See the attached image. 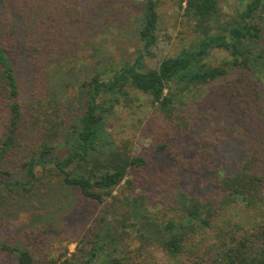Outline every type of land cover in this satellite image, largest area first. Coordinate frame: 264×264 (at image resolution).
I'll list each match as a JSON object with an SVG mask.
<instances>
[{
  "label": "trees",
  "instance_id": "obj_1",
  "mask_svg": "<svg viewBox=\"0 0 264 264\" xmlns=\"http://www.w3.org/2000/svg\"><path fill=\"white\" fill-rule=\"evenodd\" d=\"M162 1L0 0V198L65 186L89 203L125 202L63 264H264V84L252 72L264 66V0H241L232 14L220 0H175L194 40L147 68ZM95 27L133 37L132 58L95 59ZM213 50L227 58L209 64ZM118 107L136 128L137 112L151 109L142 126L150 143L137 154L111 131ZM220 116L229 148L220 154L198 138L197 152L183 149ZM158 157L174 163L135 193ZM0 251L15 264H46L19 242Z\"/></svg>",
  "mask_w": 264,
  "mask_h": 264
},
{
  "label": "rangeland",
  "instance_id": "obj_2",
  "mask_svg": "<svg viewBox=\"0 0 264 264\" xmlns=\"http://www.w3.org/2000/svg\"><path fill=\"white\" fill-rule=\"evenodd\" d=\"M220 1L224 13L232 14L234 7H238L241 0ZM174 4L175 0H163L159 5L157 42L152 50V56L145 59L147 68H156L164 57L172 56L182 48H188L194 40L191 26L182 16L181 10ZM101 35L104 40H101ZM90 39L92 47H102V50L95 51V59L101 55L100 57L110 58L114 63L122 58H132L137 47V41L133 37H128L126 34L118 36L116 31L100 34L99 27L90 31L88 41ZM92 47H85L86 56L93 55ZM100 52H103L104 57ZM226 58V53L213 50L207 60L209 64L215 65L223 62ZM252 72L253 76L258 77L264 84V66L257 65ZM131 96L133 98L140 97L134 92H131ZM142 99L139 100L144 101L143 97ZM150 110V108H146L143 112H137L141 122L136 128V116L131 115V110L128 112V109L116 108L111 131L118 139L120 137L131 139L134 154H137L142 148H147L150 143V136L147 133L149 129L142 127L151 117ZM220 124L226 125L229 122L224 116H220L200 126L184 141L183 149H186L189 154L197 152L200 148L195 142L200 138L205 141L204 147L210 146L222 154L221 152L225 148L232 145L233 140H227L224 137L225 135L219 130ZM236 150H241L238 144H236ZM229 158L227 155L224 157V159ZM173 163V160L169 158L153 159L152 170L149 169L143 177L142 174L137 176L138 189L135 190V193L142 194L141 186L144 185L146 176L150 177L153 173L163 175ZM168 178H163V180ZM157 185L159 187V184ZM178 187L182 189L185 186L180 182ZM121 188H123L122 191L114 190L112 195L119 196L120 192H123V195L129 196L124 183ZM159 195L160 192H157L152 200L148 197L149 201L146 204L150 211H155L160 206ZM105 202L101 205L89 203L75 190L65 186L47 192H33L29 195L2 193L0 198V244L13 245L19 242L32 251L37 261H44L46 264L55 261L56 264H63L65 259L72 254H77L76 249L77 246H80L78 243L81 237L97 228L98 219L105 212L108 213L107 220H111L113 214H119L121 210L128 208L123 200L113 201L108 198ZM0 264H15V261L0 251Z\"/></svg>",
  "mask_w": 264,
  "mask_h": 264
}]
</instances>
